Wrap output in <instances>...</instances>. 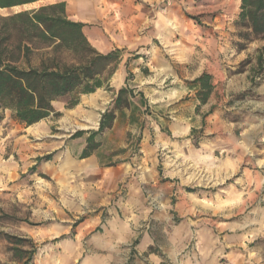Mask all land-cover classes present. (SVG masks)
<instances>
[{"label": "rangeland", "instance_id": "1", "mask_svg": "<svg viewBox=\"0 0 264 264\" xmlns=\"http://www.w3.org/2000/svg\"><path fill=\"white\" fill-rule=\"evenodd\" d=\"M49 4L0 10V17ZM184 14L201 23L191 10ZM219 20L227 47L213 60L193 54L185 69L166 52L120 50L115 73L123 71L120 88L132 94L123 97L129 106L114 111L112 127L94 136L91 150L100 164L94 177L107 175L108 190L103 191L98 180L88 183L80 152L90 133L98 131L101 114L113 108L120 88L81 96L70 109L66 107L69 97H64L53 104L58 116L28 128L14 122L9 111L0 110V264H74L71 248L64 254L65 241L89 216L99 212L104 223L109 217L107 209L126 199L121 173L149 172L145 168L151 154L160 172L168 174L188 198V207L209 211L208 218L220 227L237 226V251L249 256V264H264V39L250 35L236 23L237 18L225 12ZM200 59L212 67L202 73L210 77L212 86L207 101L214 82L218 89L210 103L204 104L190 84L196 78L184 79L195 74ZM214 101L216 105L210 107ZM204 118L208 119L205 131ZM180 122L193 127L186 137L168 131L169 125ZM215 125L221 129L220 147L208 157L199 148L206 139L214 142L216 136L207 133V127ZM81 131L83 135L71 139ZM45 157L50 160L38 161ZM112 184L115 191H111ZM141 192L151 214L163 208V197H155L145 186ZM170 200L174 205L178 198ZM80 206L81 215L74 212ZM61 210L70 229L67 235L58 236ZM86 241L87 237L82 241L84 250Z\"/></svg>", "mask_w": 264, "mask_h": 264}, {"label": "crops", "instance_id": "2", "mask_svg": "<svg viewBox=\"0 0 264 264\" xmlns=\"http://www.w3.org/2000/svg\"><path fill=\"white\" fill-rule=\"evenodd\" d=\"M65 4L69 20L83 25L82 32L90 46L98 53L105 54L115 49L124 52L159 53L173 56V63L185 69L189 67L193 54L208 55L210 60L227 47L225 33L216 22L221 13L236 19L240 0H47L43 2ZM166 1V4L164 3ZM164 8V10H163ZM191 10L201 23L188 19L185 11ZM221 21L219 20V23ZM205 25L209 26L207 28ZM197 78L211 70L204 59L198 61ZM124 85L123 71L117 70L110 81V87ZM212 96L218 93L217 83L213 84ZM216 105V101L214 104ZM208 119L204 118V131ZM221 125V124H220ZM207 127L214 142L203 141L199 150L210 157L220 146L217 143L221 126ZM160 132L159 126H156ZM193 127L185 122L168 126L171 135L187 136ZM170 147V143L168 144ZM84 149V148H83ZM81 150L80 154L82 153ZM85 160L84 175L90 184L100 164L93 155ZM143 168L144 165L142 164ZM146 173L133 174L127 170L119 180L125 184L126 199L107 209L109 217L101 223V213L84 219L66 240L64 252L71 255L74 264H249L250 258L237 251L239 235L234 234L233 224L218 226L208 218L209 211L187 206L188 198L181 194L168 174L160 172L158 162L151 154ZM108 176L99 175L102 190H108ZM119 180H115L118 183ZM110 181V179H109ZM147 187L157 198L163 197V208L151 214L141 192ZM107 187V188H106ZM111 191H115L111 185ZM120 193V192H119ZM118 193V194H119ZM178 195V196H176ZM172 197L178 200L174 205ZM76 206V205H75ZM78 209V210H77ZM74 208L81 215L82 207ZM61 228L58 236L67 235L70 226L65 212L61 210ZM64 215V216H63ZM210 215V214H209ZM224 225V224H222ZM220 227V228H219ZM222 231L228 233L222 235ZM231 231V232H230ZM87 237L85 250L83 239ZM84 253V254H83Z\"/></svg>", "mask_w": 264, "mask_h": 264}, {"label": "trees", "instance_id": "3", "mask_svg": "<svg viewBox=\"0 0 264 264\" xmlns=\"http://www.w3.org/2000/svg\"><path fill=\"white\" fill-rule=\"evenodd\" d=\"M43 1L47 0H0V10ZM236 23L264 39V0H240ZM82 28L67 18L62 2L0 17V110L9 111L14 122L31 127L51 115L58 116L53 104L64 97H69L66 107L70 109L78 105L81 96L110 88L120 50L98 53ZM190 84L197 89L199 103L204 104L212 90L210 77L202 74ZM126 94L132 95L120 88L113 108L101 114L98 131L90 133L80 159L91 155L94 136L112 127L114 111L129 106L123 99ZM83 133L76 132L71 139Z\"/></svg>", "mask_w": 264, "mask_h": 264}, {"label": "bare ground", "instance_id": "4", "mask_svg": "<svg viewBox=\"0 0 264 264\" xmlns=\"http://www.w3.org/2000/svg\"><path fill=\"white\" fill-rule=\"evenodd\" d=\"M198 177H199V179H203V180H204V178H205V176H202V175H199ZM201 181H202V180H201Z\"/></svg>", "mask_w": 264, "mask_h": 264}]
</instances>
